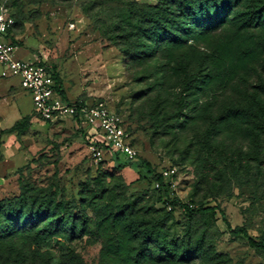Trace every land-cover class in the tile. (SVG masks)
<instances>
[{
  "label": "rangeland",
  "instance_id": "obj_1",
  "mask_svg": "<svg viewBox=\"0 0 264 264\" xmlns=\"http://www.w3.org/2000/svg\"><path fill=\"white\" fill-rule=\"evenodd\" d=\"M155 1L0 0L16 19L15 54L29 50L67 100L114 112L153 174L176 169L165 202L153 176L92 160L102 134L43 121L20 87L23 121L0 142V264H264L248 244L264 240V0L248 6L259 23L230 21L140 63L128 54L134 11ZM187 204L218 207L248 238L219 211L188 218Z\"/></svg>",
  "mask_w": 264,
  "mask_h": 264
},
{
  "label": "trees",
  "instance_id": "obj_2",
  "mask_svg": "<svg viewBox=\"0 0 264 264\" xmlns=\"http://www.w3.org/2000/svg\"><path fill=\"white\" fill-rule=\"evenodd\" d=\"M254 1L257 5L258 0H156L155 5L138 7L134 11V16L138 17L136 21L137 27L140 26L141 30H138L139 36L136 40L132 41V48L128 50V54L133 58L134 61L142 63L144 59L155 57L161 48L168 45H183L188 41H194L197 43L201 39H204L213 33L219 31L224 25L232 21L236 30L241 31L246 29V17L257 16L256 22L261 21L262 9L256 8L250 10L248 8L249 2ZM256 7V6H255ZM14 26L9 30V33L15 28L16 19ZM141 19H144L143 21ZM263 19V18H262ZM145 22V24H142ZM259 28V26H257ZM126 40H130L131 36L124 37ZM143 39H146V43L142 45ZM151 49L153 52H148ZM208 59V58H206ZM205 70L211 76V70L208 66ZM57 90L61 95L64 96V92L61 88L60 82L57 81L56 76H53ZM21 120L12 128L7 131L1 132V134H18V129L21 124ZM114 155V156H113ZM108 159L113 160L114 167L117 170H122L128 166L134 168L137 172H144L149 176H153L152 186L155 183L159 184V188L154 190L162 192L165 196V202L169 197V188L163 182L161 175L153 174L150 164L146 161L139 160L138 158L133 162L120 161L117 154H106ZM104 156V157H105ZM171 203H168V207L171 209ZM179 204V203H178ZM190 204L183 205L182 208L188 218H192L197 214H215L219 211L223 223L229 234L233 237L244 236L248 238V234L243 227L232 228L225 218L223 211L219 210L218 207H207L193 209V206L189 208ZM46 210H38L37 215L41 216L44 213L46 216ZM46 212V213H45ZM43 216V215H42ZM43 216V217H44ZM34 218L28 217L24 220V223L32 222ZM50 225V223H48ZM155 230L153 225L151 228L146 229L142 233L143 241L147 242L152 232ZM249 246L255 251L264 255V240H253L248 238Z\"/></svg>",
  "mask_w": 264,
  "mask_h": 264
},
{
  "label": "built area",
  "instance_id": "obj_3",
  "mask_svg": "<svg viewBox=\"0 0 264 264\" xmlns=\"http://www.w3.org/2000/svg\"><path fill=\"white\" fill-rule=\"evenodd\" d=\"M14 24L12 13L4 5H0V74L5 78L18 79L20 87L31 98L35 115L45 122L67 118L92 135L102 134L103 143L91 142L89 147L95 163L101 161L106 154H117L123 161H135L137 153L122 121L114 112L102 107H88L81 100H67L57 90L50 70L38 59L23 61L16 58L18 47L8 39L9 30ZM160 175L169 190H174L176 169L168 166ZM154 188L158 189L159 184L155 183Z\"/></svg>",
  "mask_w": 264,
  "mask_h": 264
},
{
  "label": "crops",
  "instance_id": "obj_4",
  "mask_svg": "<svg viewBox=\"0 0 264 264\" xmlns=\"http://www.w3.org/2000/svg\"><path fill=\"white\" fill-rule=\"evenodd\" d=\"M8 39L11 40L10 36H8ZM21 50V53L20 51L16 53L17 59L23 61L35 60V56L29 50L23 48ZM1 70L2 67L0 66V73ZM19 88L17 78H5L0 74V142L11 139L9 134H1V132L9 130L22 118ZM25 94L29 97L26 92Z\"/></svg>",
  "mask_w": 264,
  "mask_h": 264
}]
</instances>
